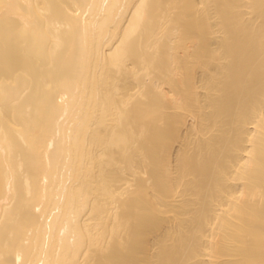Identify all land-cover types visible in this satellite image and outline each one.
<instances>
[{"label": "bare ground", "instance_id": "bare-ground-1", "mask_svg": "<svg viewBox=\"0 0 264 264\" xmlns=\"http://www.w3.org/2000/svg\"><path fill=\"white\" fill-rule=\"evenodd\" d=\"M0 264H264V0H0Z\"/></svg>", "mask_w": 264, "mask_h": 264}]
</instances>
